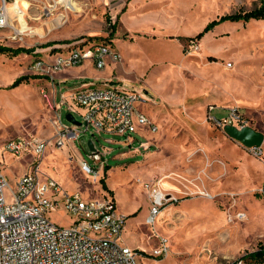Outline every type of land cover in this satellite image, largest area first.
Masks as SVG:
<instances>
[{
	"label": "rangeland",
	"instance_id": "obj_1",
	"mask_svg": "<svg viewBox=\"0 0 264 264\" xmlns=\"http://www.w3.org/2000/svg\"><path fill=\"white\" fill-rule=\"evenodd\" d=\"M16 1L23 13L11 8L10 25L0 28V46L30 51L0 55V160L12 187L15 178L31 171L33 158L2 155L5 141L34 136L53 143L58 114L63 127H74L66 119L71 111L62 94L88 83L107 84L152 100L142 109L157 131L151 137L139 131L127 142L98 130L93 137L92 131L82 129L74 146L50 145L39 172L66 191L113 198L126 217L124 242L143 254L139 264H244L241 257L264 246V156L257 158L232 141L216 121L237 109L249 127L264 134V20L225 22L200 40H186L222 16L258 8L260 0ZM110 19L156 38L109 36ZM79 40L113 42L122 62L110 63L107 70L117 69L116 80L109 83L97 75L62 81L64 76L57 75L52 94L47 83L55 75L36 72L34 61L48 62L54 46ZM21 77L30 80L11 89ZM74 113L81 122V115ZM90 140L107 164L92 176L79 164L82 158L94 167L87 150ZM154 190L177 202L167 203L149 226ZM50 219L60 227L73 222L66 212ZM164 245L168 254L156 256Z\"/></svg>",
	"mask_w": 264,
	"mask_h": 264
},
{
	"label": "built area",
	"instance_id": "obj_2",
	"mask_svg": "<svg viewBox=\"0 0 264 264\" xmlns=\"http://www.w3.org/2000/svg\"><path fill=\"white\" fill-rule=\"evenodd\" d=\"M11 8L17 14L23 13L16 0L13 3L0 0V28L10 25ZM111 22L115 24L113 20ZM19 33L25 35L27 32ZM110 40L93 44L79 40L64 44L51 51V61L37 59L32 69L54 76L91 62L98 70H104L110 63L122 62L121 54L113 49ZM42 94L54 104L44 91ZM61 100L70 113L75 116L76 111L81 115V127H63L58 114L53 143L34 136H18L6 140L1 147L2 155L31 156L33 159L31 171L13 180L15 187L10 185L11 179L0 162V264H139L142 254L123 243L126 217L119 213L113 198L92 199L80 191H66L54 179L42 175L39 166L50 145L56 149L74 146L80 141L82 129L84 133L92 131L93 137V131L98 130L124 137L127 142L140 130L155 133L157 127L142 109V104L149 101L135 91L107 84L89 86L68 96L63 94ZM216 121L225 127L242 129L248 126L244 114L237 109L229 110L225 118H216ZM94 147L96 149L95 144ZM87 150L94 167L82 158L79 164L85 174L92 176L100 173L107 164L97 149L96 154L88 147ZM246 150L257 158L264 156L263 146ZM176 202V198L154 190L153 208L146 224L154 226L164 206ZM62 212L73 221L69 227H60L50 219L51 214ZM165 254H168L165 245L155 251L156 256Z\"/></svg>",
	"mask_w": 264,
	"mask_h": 264
},
{
	"label": "trees",
	"instance_id": "obj_3",
	"mask_svg": "<svg viewBox=\"0 0 264 264\" xmlns=\"http://www.w3.org/2000/svg\"><path fill=\"white\" fill-rule=\"evenodd\" d=\"M261 1V5L250 11V12H246V13H236L233 15H225L222 16L220 18H218L217 20L211 22L210 24H208L206 26V28L204 29V31L202 33H200L198 36H196L195 38H187V41H194V40H200L203 36L204 33L209 32L210 30H212L215 26L225 23V22H249V21H253V20H264V0H260ZM116 27H117V22L115 24H112L111 19L108 22V28L111 30V33L109 36H113L115 31H116ZM64 44H68V42H62ZM57 43H53L50 45H54ZM30 51L25 50V49H13V48H9V47H5V46H0V55H7V56H11V57H17L22 53H26L28 54ZM30 80L29 77H21L19 79H17L11 86V89L17 88L19 87L21 84L23 83H28ZM110 169V166H106L105 168V173H107ZM102 186L104 188V190L108 191V188L105 184V180L102 179L101 180ZM143 255V254H142ZM239 261H241L244 264H264V246L263 245H259L258 249L247 253L246 255H244L243 257H241V259H239Z\"/></svg>",
	"mask_w": 264,
	"mask_h": 264
},
{
	"label": "crops",
	"instance_id": "obj_4",
	"mask_svg": "<svg viewBox=\"0 0 264 264\" xmlns=\"http://www.w3.org/2000/svg\"><path fill=\"white\" fill-rule=\"evenodd\" d=\"M117 22V27H116V31H115V33H114V35L113 36H148V38H150V36H153V38H156V35L155 34H152V35H140L133 27H131L128 23H126L125 25H123V23H121V21H120V19L118 20V21H116ZM34 36H25V37H23V39H25V38H33ZM55 48H53V49H56L57 47L56 46H54ZM51 55H52V53H50ZM122 56V55H121ZM51 57H49V60H48V62L49 61H51ZM112 64V63H111ZM108 67V66H107ZM107 67L104 69V70H102L101 72H96V71H98V69L95 67V66H93V64L91 63V62H85L83 65H81V66H78V67H75V68H72V69H67V70H64V71H62V72H59V73H57L54 77H53V82L52 81H50V82H48L47 84L48 85H50L51 87H52V89H51V93L53 94V88H54V82H55V79H56V77H57V75L59 76V75H62V76H64V78L62 79V81H65V80H68V78L69 77H75V78H78V80L79 79H84V78H90V77H92V76H97V75H102V76H105L106 77V82H111V81H113V80H116L115 79V74L117 73V69H114L113 71H110V70H107ZM70 73V76L68 75V74H61V73ZM101 77V76H100ZM89 86H95V85H93V83H88V84H85V85H82L80 88H78V90H81V89H85V88H87V87H89ZM74 92V91H73ZM70 93H72V92H70ZM69 93V94H70ZM63 95V94H62ZM65 95H67V94H65ZM55 99V98H54ZM149 99V98H148ZM54 101V100H53ZM149 103V104H148ZM147 104H148V106L152 103V100H150V102H148ZM55 104V106H56V103H54ZM56 108H57V106H56ZM148 115V114H147ZM149 116V115H148ZM150 117V116H149ZM151 118V117H150ZM152 119V118H151ZM140 132H142V133H144V135H148V136H152V133H148V132H145L144 130H140ZM0 162H1V164H2V167H3V169H4V172H5V168H4V165H3V163H2V161L0 160ZM26 173V172H25ZM5 174H6V172H5ZM24 174V173H23ZM22 174V175H23ZM7 175V174H6ZM8 176V175H7ZM21 176V175H20ZM19 176V177H20ZM18 177V178H19ZM8 178H9V176H8ZM18 178H15L14 180H17ZM149 215V214H148ZM157 221H158V219H157ZM126 223H127V221H126ZM125 230H126V226H125V228H124V231H123V234H124V232H125ZM123 234H122V240H123ZM123 243L125 244V245H127V246H129L130 248H132V249H135V248H133L134 246H130L128 243H126V242H124V240H123Z\"/></svg>",
	"mask_w": 264,
	"mask_h": 264
},
{
	"label": "water",
	"instance_id": "obj_5",
	"mask_svg": "<svg viewBox=\"0 0 264 264\" xmlns=\"http://www.w3.org/2000/svg\"><path fill=\"white\" fill-rule=\"evenodd\" d=\"M66 119L69 123H71V125L78 127L82 126V122L78 121L74 114L70 112L67 113ZM224 133L232 141L239 143L244 148H258L264 145V134L249 126H246L242 129H238L235 126H226L224 128ZM87 147L91 153H97L92 140L88 142Z\"/></svg>",
	"mask_w": 264,
	"mask_h": 264
},
{
	"label": "bare ground",
	"instance_id": "obj_6",
	"mask_svg": "<svg viewBox=\"0 0 264 264\" xmlns=\"http://www.w3.org/2000/svg\"><path fill=\"white\" fill-rule=\"evenodd\" d=\"M17 4L19 5V1H17Z\"/></svg>",
	"mask_w": 264,
	"mask_h": 264
}]
</instances>
